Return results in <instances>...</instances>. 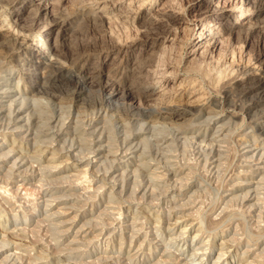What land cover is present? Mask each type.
<instances>
[{
    "label": "clouds",
    "instance_id": "1",
    "mask_svg": "<svg viewBox=\"0 0 264 264\" xmlns=\"http://www.w3.org/2000/svg\"><path fill=\"white\" fill-rule=\"evenodd\" d=\"M261 42L264 0H0V264H264Z\"/></svg>",
    "mask_w": 264,
    "mask_h": 264
},
{
    "label": "rangeland",
    "instance_id": "2",
    "mask_svg": "<svg viewBox=\"0 0 264 264\" xmlns=\"http://www.w3.org/2000/svg\"><path fill=\"white\" fill-rule=\"evenodd\" d=\"M199 7V6H197ZM228 7L230 8L231 5L229 4ZM224 18L227 19L228 15L227 13H225ZM185 31H187V28L185 29ZM236 53H233V58L235 59L236 57ZM245 55H247L248 59H247V65L248 67H255L256 71L261 72L264 71V65H262L259 60H257V57H261L264 58V42H261L257 47L253 48V46L251 44H248L246 47L243 48V50L239 53V57L241 60H243L245 58ZM259 68V70L257 69Z\"/></svg>",
    "mask_w": 264,
    "mask_h": 264
},
{
    "label": "bare ground",
    "instance_id": "3",
    "mask_svg": "<svg viewBox=\"0 0 264 264\" xmlns=\"http://www.w3.org/2000/svg\"><path fill=\"white\" fill-rule=\"evenodd\" d=\"M255 67H256V66H255ZM255 69H256V68H255ZM257 69L259 70V68H257ZM259 71H260V70H259ZM259 71H258V72H259Z\"/></svg>",
    "mask_w": 264,
    "mask_h": 264
}]
</instances>
